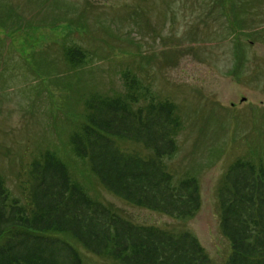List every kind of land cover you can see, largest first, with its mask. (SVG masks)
Returning a JSON list of instances; mask_svg holds the SVG:
<instances>
[{"label":"rangeland","instance_id":"rangeland-1","mask_svg":"<svg viewBox=\"0 0 264 264\" xmlns=\"http://www.w3.org/2000/svg\"><path fill=\"white\" fill-rule=\"evenodd\" d=\"M222 2L0 0V175L13 196L22 198L21 179L41 152L66 153L84 100L123 92L129 70L156 99L178 107V151L165 163L175 180L196 177L199 210L186 220L169 217L112 195L80 161L71 171L123 217L187 231L212 264H224L230 248L219 228L217 188L232 162L264 150V0ZM231 8L241 28L226 15ZM71 46L86 54L77 69L64 59ZM82 260L116 264L86 252Z\"/></svg>","mask_w":264,"mask_h":264},{"label":"trees","instance_id":"trees-1","mask_svg":"<svg viewBox=\"0 0 264 264\" xmlns=\"http://www.w3.org/2000/svg\"><path fill=\"white\" fill-rule=\"evenodd\" d=\"M230 12L229 20L241 28L240 15ZM64 59L77 69L86 54L66 47ZM122 80L123 92L84 100L66 155L46 149L30 162L21 199L0 175V264H83V252L116 264H212L191 233L130 221L93 198L71 171L70 163L80 161L87 166L82 171L112 195L169 217L186 220L199 210L196 177L175 180L165 163L178 151V107L156 99L129 70ZM217 204L220 232L230 248L224 264H264V150L228 166Z\"/></svg>","mask_w":264,"mask_h":264}]
</instances>
